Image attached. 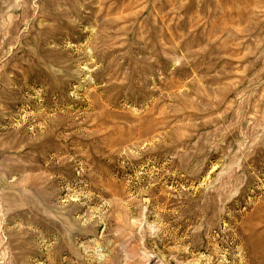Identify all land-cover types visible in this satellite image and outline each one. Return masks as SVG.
Instances as JSON below:
<instances>
[{
  "label": "rangeland",
  "instance_id": "374dc122",
  "mask_svg": "<svg viewBox=\"0 0 264 264\" xmlns=\"http://www.w3.org/2000/svg\"><path fill=\"white\" fill-rule=\"evenodd\" d=\"M0 264H264V0H0Z\"/></svg>",
  "mask_w": 264,
  "mask_h": 264
}]
</instances>
